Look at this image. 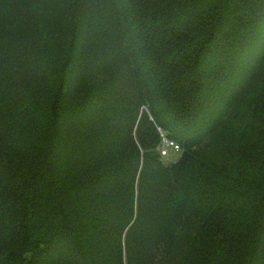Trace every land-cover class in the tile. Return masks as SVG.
<instances>
[{
  "label": "trees",
  "instance_id": "trees-1",
  "mask_svg": "<svg viewBox=\"0 0 264 264\" xmlns=\"http://www.w3.org/2000/svg\"><path fill=\"white\" fill-rule=\"evenodd\" d=\"M0 264H264V0H0Z\"/></svg>",
  "mask_w": 264,
  "mask_h": 264
},
{
  "label": "built area",
  "instance_id": "built-area-1",
  "mask_svg": "<svg viewBox=\"0 0 264 264\" xmlns=\"http://www.w3.org/2000/svg\"><path fill=\"white\" fill-rule=\"evenodd\" d=\"M171 147H175V150L178 151L180 150L179 144L175 143L174 141L169 140L167 137H163V144L161 147V152L163 156H168L169 155V150Z\"/></svg>",
  "mask_w": 264,
  "mask_h": 264
},
{
  "label": "rangeland",
  "instance_id": "rangeland-1",
  "mask_svg": "<svg viewBox=\"0 0 264 264\" xmlns=\"http://www.w3.org/2000/svg\"><path fill=\"white\" fill-rule=\"evenodd\" d=\"M169 152V155L165 157V161L168 163H173L181 156V148L180 150L176 151L175 147H171Z\"/></svg>",
  "mask_w": 264,
  "mask_h": 264
}]
</instances>
